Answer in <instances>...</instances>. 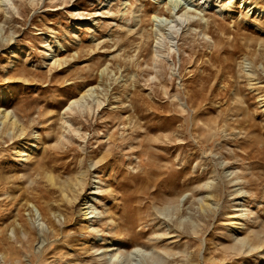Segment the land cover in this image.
I'll return each instance as SVG.
<instances>
[{
    "label": "rangeland",
    "instance_id": "rangeland-1",
    "mask_svg": "<svg viewBox=\"0 0 264 264\" xmlns=\"http://www.w3.org/2000/svg\"><path fill=\"white\" fill-rule=\"evenodd\" d=\"M240 2L0 0V264H113L111 242L145 249L122 264H264L238 241L264 229V0ZM83 170L73 203L47 177Z\"/></svg>",
    "mask_w": 264,
    "mask_h": 264
},
{
    "label": "bare ground",
    "instance_id": "bare-ground-1",
    "mask_svg": "<svg viewBox=\"0 0 264 264\" xmlns=\"http://www.w3.org/2000/svg\"><path fill=\"white\" fill-rule=\"evenodd\" d=\"M3 1V0H2ZM241 2V7L245 6V5H249L251 2V0H240ZM205 2V1H203ZM231 2V1H229ZM216 7H218V10L219 12L223 13V12H228L232 9L230 8L229 6V3L228 4H221L219 3ZM179 15V14H178ZM157 16V15H156ZM179 16L183 17V19L187 18V12H183L181 13ZM181 17H179L180 21L177 20V19L174 17V19L172 18L170 21H179L181 22ZM182 19V20H183ZM189 19V18H188ZM175 23H171V26H175L174 25ZM167 25L170 26V24L167 23ZM161 33V32H160ZM162 34H160L161 36ZM168 40V39H167ZM161 41V40H160ZM85 92L82 93L79 97H76V98H71L69 104H68V107L71 108L74 104H77L79 103V101H81L84 96H85ZM0 118H1V122L4 126L5 129H12L14 130L15 127L18 126V122H17V117L16 116H12L9 114L8 110L6 109H0ZM20 126V125H19ZM32 146H34V142L31 143ZM20 154L25 156V158H28L29 155H30V152L28 151H25L24 149L23 150H19ZM47 177L50 181H52L53 183H57L58 187H59V190L61 191L62 195H64L66 197V199L68 201H70L71 203H73L74 201H76V199H78L80 197V194L82 192V189L85 185V177H86V174H85V171H81L80 173H78L73 179H64L63 181H59L57 182L55 180V177L49 172L47 173ZM241 177L238 175L234 178L235 181H237L235 184L238 183V180L240 179ZM102 180L100 179V177H98L97 180H93V183H100ZM92 183V184H93ZM242 188L240 186V189L237 190V192L239 193H242ZM99 190V185L98 184H93L89 187V191H88V194H94L95 192H98ZM68 191H71V195L68 194ZM209 192V191H208ZM210 196H213V193H209V197ZM87 197L89 196H86V199L84 200L83 202V205H82V212L84 214H86V218L88 220H95L97 219L100 215V212L101 210L98 209L97 207V204H99L101 202V198L96 196L94 197V199H96V203H93L92 200H88ZM30 202V201H29ZM33 202H31L32 204ZM238 205L241 204V203H237ZM237 204L235 206H237ZM208 207L209 206V202H205L204 204L202 203L201 206L202 208H204L205 206ZM235 209H239L238 207H235ZM247 211L250 210V212H252L251 210V207H246L245 208ZM240 210V209H239ZM41 213V212H40ZM39 213V214H40ZM243 212H239L236 216H241ZM42 214V213H41ZM245 214V213H244ZM247 214V213H246ZM248 215V214H247ZM246 216V215H245ZM250 216V215H249ZM42 218V217H41ZM101 218H98V220H100ZM91 220V221H92ZM235 221L232 220V223H234ZM93 223V221L91 222ZM91 223H88L86 225L87 227V230L90 228V224ZM51 226L54 228L55 227V224L53 222H51ZM93 229V227H92ZM14 230V228H13ZM260 231V230H259ZM257 231V232H252L254 233L253 235H251L250 233H248V235H246L245 237L243 238H240V240H238L240 243H242L243 245L245 244H248V248L247 250H253L255 248H259V247H262L264 245V229H262L260 232ZM15 232V231H14ZM17 233L15 232V235ZM103 238V237H102ZM6 239H11V236H7ZM102 240V239H101ZM101 240L96 239L95 240V243H98V242H101ZM96 246V251L97 253H99V256L100 257H104V255H108L106 258V262L107 263H116V262H120L121 261V257L123 255H128V254H131V253H139V251H145V249H142L140 246H135L130 252L128 251V253H123V251L125 250L124 247L121 245V243H117V242H111L109 244H107L105 247L101 246V245H97L95 244ZM242 245H240L241 247ZM123 262H120V264H122ZM103 264V263H102Z\"/></svg>",
    "mask_w": 264,
    "mask_h": 264
}]
</instances>
